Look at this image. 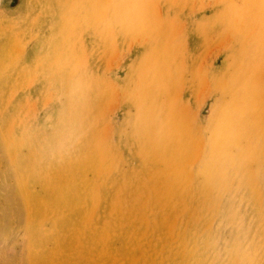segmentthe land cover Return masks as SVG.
I'll use <instances>...</instances> for the list:
<instances>
[{
    "label": "rangeland",
    "instance_id": "374dc122",
    "mask_svg": "<svg viewBox=\"0 0 264 264\" xmlns=\"http://www.w3.org/2000/svg\"><path fill=\"white\" fill-rule=\"evenodd\" d=\"M0 264H264V0H0Z\"/></svg>",
    "mask_w": 264,
    "mask_h": 264
},
{
    "label": "bare ground",
    "instance_id": "6f19581e",
    "mask_svg": "<svg viewBox=\"0 0 264 264\" xmlns=\"http://www.w3.org/2000/svg\"><path fill=\"white\" fill-rule=\"evenodd\" d=\"M67 147V146H66ZM60 164H62V163H60ZM66 164V163H65Z\"/></svg>",
    "mask_w": 264,
    "mask_h": 264
}]
</instances>
